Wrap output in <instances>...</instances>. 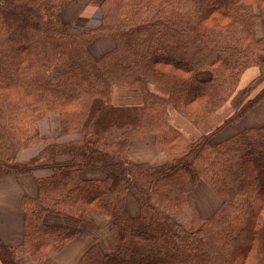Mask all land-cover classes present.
<instances>
[{
  "label": "trees",
  "instance_id": "16d2710c",
  "mask_svg": "<svg viewBox=\"0 0 264 264\" xmlns=\"http://www.w3.org/2000/svg\"><path fill=\"white\" fill-rule=\"evenodd\" d=\"M69 2L0 0V177L50 169L37 195L22 198V242L0 239L2 263L46 264L80 235L46 220L54 214L112 221L118 247L93 244L79 264H264V124L215 140L264 100V0H97L101 20L87 28L62 19ZM99 38L113 45L96 57ZM252 65L259 74L216 129L189 140L171 123L170 107L194 124L208 117ZM116 84L139 89L143 102L114 105ZM51 113L60 135L78 137L48 141L39 121ZM134 134L153 135L166 162L129 160ZM93 167L105 177L80 175ZM201 178L222 197L207 216L192 201Z\"/></svg>",
  "mask_w": 264,
  "mask_h": 264
},
{
  "label": "crops",
  "instance_id": "0c3cea01",
  "mask_svg": "<svg viewBox=\"0 0 264 264\" xmlns=\"http://www.w3.org/2000/svg\"><path fill=\"white\" fill-rule=\"evenodd\" d=\"M71 4L73 3L70 2L66 5L63 11L68 7L72 9L74 5ZM63 11L61 14L65 16ZM257 32L259 36H264V18L258 21ZM259 72L260 69L256 65L248 67L242 73L238 86L228 101L198 124H194L183 117L173 107H170L171 123L181 130L189 140H195L200 135L211 132L234 112L246 86ZM151 88L162 95L166 91L165 89L164 91L162 88L155 87V85H151ZM143 100V95L137 88L119 84L113 87L112 102L114 105L141 104ZM262 124H264V100L255 108L248 111L241 120L225 126L217 133L215 140L223 139L244 128ZM39 127L41 134L47 137L48 141L78 137L75 134L60 135V117L57 113H51L40 119ZM43 145L44 141L42 140L32 147L20 151L17 159L23 161L32 157L39 152ZM126 156L133 162H148L153 165L163 164L167 160L165 152L156 150L153 135L134 134L126 151ZM49 173L50 169L42 167L31 173L0 177V239L4 243L17 245L22 242L25 221V213L21 208L22 198L25 194L37 195V178ZM80 175L84 178H103L106 172L101 168L93 167L81 172ZM192 201L201 215H211L221 204L222 197L206 179L201 178L195 187ZM125 207L130 215H137L139 213L140 204L132 192L126 194ZM46 220L53 224L67 225L80 230V235L71 240L60 252L50 258L46 264H79L85 251L93 244H97L104 252L113 251L119 245L109 219H97L93 223H90L67 216L48 214L46 215ZM25 260L27 261L25 262ZM20 261L21 264L32 263L27 257L22 258ZM0 264H3L1 259Z\"/></svg>",
  "mask_w": 264,
  "mask_h": 264
},
{
  "label": "rangeland",
  "instance_id": "374dc122",
  "mask_svg": "<svg viewBox=\"0 0 264 264\" xmlns=\"http://www.w3.org/2000/svg\"><path fill=\"white\" fill-rule=\"evenodd\" d=\"M71 3H73L71 5H74L72 9H70V7L66 8L64 11H63L64 8L62 9L63 13H65V16L60 13L63 20L74 21L76 24L81 26V28H87V27L96 26L99 24V22L101 20V9L97 3V0H71ZM112 45H113V40L111 38H99L94 43L91 50H92V53L96 57H98L106 49L110 48ZM155 87H157L159 89L162 88V87H159L156 85H155ZM164 89L165 88H162V90H164ZM166 91H165V94H163V95H166ZM167 93H168V91H167ZM199 214H201V213H199ZM207 215L208 214H206L204 216H207ZM28 260H29V258H28ZM26 261L27 260H25V262Z\"/></svg>",
  "mask_w": 264,
  "mask_h": 264
},
{
  "label": "bare ground",
  "instance_id": "6f19581e",
  "mask_svg": "<svg viewBox=\"0 0 264 264\" xmlns=\"http://www.w3.org/2000/svg\"><path fill=\"white\" fill-rule=\"evenodd\" d=\"M160 69V68H159ZM169 69V68H168ZM156 70V69H155ZM163 70V69H162ZM165 70V69H164ZM160 71V70H159ZM157 144V143H156ZM158 149V148H157ZM139 167H140V165H139ZM147 172V171H146ZM133 191V190H132ZM138 197V196H137ZM141 199V198H140ZM121 202V201H120ZM141 203V202H140ZM103 212V211H102ZM106 212V211H105ZM123 212V211H122ZM109 214V213H108ZM107 214V215H108ZM105 215V214H104ZM114 216V215H113ZM114 219V218H113ZM112 222V221H111ZM66 241V240H65ZM62 243V242H61Z\"/></svg>",
  "mask_w": 264,
  "mask_h": 264
}]
</instances>
